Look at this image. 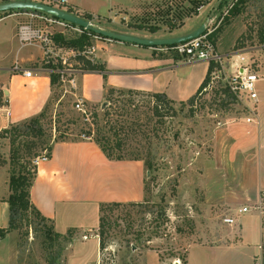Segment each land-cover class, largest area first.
I'll list each match as a JSON object with an SVG mask.
<instances>
[{"label": "rangeland", "instance_id": "obj_1", "mask_svg": "<svg viewBox=\"0 0 264 264\" xmlns=\"http://www.w3.org/2000/svg\"><path fill=\"white\" fill-rule=\"evenodd\" d=\"M241 4L244 12L238 14ZM54 5L61 7L56 3ZM62 8L66 9L64 6ZM233 8H236L237 14L217 38L218 49L221 52L234 51L238 43L243 45L241 48L249 50L259 47L249 52L253 70L260 69L262 72L264 0H140L139 10L130 13L127 20H120L119 23L157 26L160 27L159 35L168 36L204 23L214 10L212 21L216 22L218 17L226 16ZM0 15H5V12H0ZM92 22L105 28L96 19ZM37 23L50 34L53 51L50 55L54 65L61 66L59 69H76V56L90 49L92 52L87 54L93 61H99L98 43H116L89 32L91 46L78 52L56 43L54 36L78 37L85 32L78 30L80 27ZM133 30L149 32L140 28ZM64 60L67 62L64 63ZM230 61L228 72L232 73V64L238 59L232 57ZM80 75L66 72L65 82L61 81L55 87L51 107L43 120L46 135L42 141H53L62 132L69 139H83L81 134L98 127L104 134L111 135L110 127L115 126L123 141L125 154L140 155L146 167L152 165L151 170L146 168V198L137 204L105 208L101 212L106 222L102 236L100 213L96 211L89 214L75 212L68 216L67 223L74 227L66 229L58 219L56 224L53 223L54 230L67 234L72 241L60 239L52 244L44 239L45 227L37 224L36 217L31 225L24 220L20 228L0 240V264H50L51 254L58 252L60 256L54 264H184L192 244L217 241L221 238V231L228 229H235L234 234L251 242L259 251L263 237L259 214L255 211L239 214L238 208L226 204L225 194L222 192L224 195H219L216 189L217 181L223 184L227 173L225 165L218 160L220 154L215 142L218 122L245 113L242 103L218 108L220 100H215L214 89L221 83L219 77L212 78L211 87L199 94L193 110L184 102H176L175 116L158 117L153 112L154 102L149 93L131 95L116 92L109 99L106 93L101 102L89 103L82 98ZM73 76L76 79L74 84L69 81ZM80 100L90 111L89 120L76 109V103ZM95 110L98 112L97 118ZM60 112L64 115L60 117L59 131H56V116ZM30 139L39 143L34 136ZM10 149V140L0 134V164L6 167L8 179ZM3 173L1 170L0 195H7L9 184H4ZM7 216L10 219V210ZM227 216L234 217L236 224L227 225L224 222ZM82 223L87 225L76 227ZM100 239L103 247L100 246ZM192 251L196 253L199 248ZM260 255L261 252L258 253Z\"/></svg>", "mask_w": 264, "mask_h": 264}, {"label": "crops", "instance_id": "obj_2", "mask_svg": "<svg viewBox=\"0 0 264 264\" xmlns=\"http://www.w3.org/2000/svg\"><path fill=\"white\" fill-rule=\"evenodd\" d=\"M43 2L49 3V0ZM139 4L140 0H67L65 8L93 15L105 29L142 38L181 36L202 24L168 36L159 35L160 29L155 33L140 32L134 31L136 28L130 27V23L120 24V20H127L130 13L139 10ZM27 22L38 24L41 20L33 19L29 12H13L0 17V132L37 116L54 97L50 77L54 69L49 67L54 65L52 55L46 53L41 43L24 45L20 41L19 28ZM49 48L52 51V47ZM97 49L99 62L108 68L107 80L98 71L80 75L82 98L94 104L103 100L108 87L166 93L175 102L187 101L196 94L209 69V63L188 64L183 57L161 52L157 47L116 41L98 43ZM245 54L252 58L249 52ZM16 62L30 69L32 75L13 72ZM255 72L259 75L256 97L246 102L243 116L219 121L215 134L219 163L227 169L226 181L216 183L217 193H224L226 204L236 206L238 211L243 206L257 203L264 189V71L257 69ZM250 117L254 120L248 121ZM1 170L6 184L9 181L7 169L0 164ZM146 170L142 160L109 159L92 139L58 141L52 156L37 167L31 200L54 224L60 219L65 229L74 227L69 226L66 219L75 212L89 214L96 211L100 213V221L104 204L145 200ZM7 196L0 195V227H6L10 222L7 216L9 204L3 200ZM259 218L263 233L259 251L251 242L234 234L235 229H228L221 231L217 241L192 244L188 249L187 264H193V261L195 264H264V217ZM232 224H236V220ZM84 225L87 224L76 227ZM193 248H199V251L193 253Z\"/></svg>", "mask_w": 264, "mask_h": 264}, {"label": "trees", "instance_id": "obj_3", "mask_svg": "<svg viewBox=\"0 0 264 264\" xmlns=\"http://www.w3.org/2000/svg\"><path fill=\"white\" fill-rule=\"evenodd\" d=\"M4 2L10 1V0H3ZM44 1V0H42ZM238 3H243L242 1H238ZM243 5H240V9L238 10V14L243 13L242 9ZM236 8H233L229 11V13L226 16L218 17L216 20V24L218 25L216 30L212 34V38L217 41V38L223 31V28L231 21L233 16H236L235 14ZM67 11L73 14H76L78 16H81L85 19H88L90 21L94 20L93 15L87 14V13H78L75 12L71 8H67ZM13 12H36V13H44L41 11H34V10H12L5 12V15L13 13ZM46 14V13H44ZM4 15H0L2 17ZM219 23V24H218ZM130 27L134 28H140V29H147L150 32H157L160 27L157 26H146L144 24H129ZM85 32L78 36V37H66L65 35L59 34L55 35L54 39L55 42L58 44H61L65 48H74V50L80 52L84 50L87 47H90L91 37H89L88 33L90 31L84 30ZM93 33V32H92ZM94 34V33H93ZM264 40V38H263ZM241 46H243L241 43H238L235 46V49H240ZM76 60L78 62V65L76 68H80L83 70H86L88 72H94L98 71L100 73H103V77L105 80H107V65L105 63L99 62V61H93L91 58L86 57L85 55H77ZM50 68L58 69V67L61 68L59 65H49ZM215 64H210L208 73L206 75V78L204 79L203 83L201 84L200 88L194 94L192 97H190L187 101H182L181 103H186L192 108H194L195 100L199 96L201 92H203L204 88L208 85V83L211 80L212 72L216 69ZM51 77V83L52 88L55 89L56 86L60 85L61 83V73L52 71L50 73ZM116 92L122 93V94H135V93H141V91L133 90V89H117L108 87L107 88V99L112 97ZM215 92V100H220L219 104L222 108H227L229 104L232 102H235L234 98L235 96L230 91L229 87L221 81V83L218 84L217 87L214 89ZM151 97L153 98V112L158 117H164V116H175L174 115V104L176 103L174 100L169 98L166 93H149ZM52 99L47 104V106L44 108V110L38 114L37 116H34L28 120H25L21 123L12 124L10 127L3 129L1 131V135L4 138H8L10 140V158L7 160V163L9 164V194L7 197H4L3 200L8 202L9 209H10V223L7 227H0V240L4 239L8 233L20 228L22 225V221H27V223L30 225L32 224L35 217L38 219L39 225H43L45 227V240L48 239L50 241V244L53 243V241H58L60 239H65L72 241L71 238L69 239V236L67 234L63 235L60 233H57L54 230L53 221L45 217L33 204L31 200V188L36 180L37 177V166L33 165L32 161L37 156L41 155L42 153L46 152V154L51 157L52 152L54 149V144L58 141H67L70 140L67 137V134L62 132L60 135L56 136V138L51 141L45 139L42 141L46 135L45 129L43 126V120L47 117L48 111L52 104ZM106 111V110H105ZM173 112V113H171ZM64 115L63 112H60L56 116V131H59L58 123L60 122V117ZM98 112L95 110V117L97 118ZM103 128V127H102ZM111 135H106L102 132V129L98 127V129L93 130L89 129L85 131L84 133L87 136H90L92 140H94L102 149V151L106 154V156L111 160H141L140 155H134L129 156L125 154L124 152V144L123 141L119 135V130L115 126L110 127ZM82 135V134H81ZM80 135V136H81ZM32 136L34 138L39 139V143L36 141H33L30 139ZM112 136V137H111ZM75 140H80V138H76ZM148 170L152 169V165L148 164L146 167ZM131 204H137V203H131ZM122 203H109L104 204L101 207V212L104 211L107 207L112 206H121ZM106 222L104 221V217L101 216L100 218V235L102 236L105 232ZM68 238V239H66ZM100 246L103 247V241L100 239ZM50 264H54L59 256L60 252L56 254H51ZM184 264H187V261H185Z\"/></svg>", "mask_w": 264, "mask_h": 264}, {"label": "built area", "instance_id": "obj_4", "mask_svg": "<svg viewBox=\"0 0 264 264\" xmlns=\"http://www.w3.org/2000/svg\"><path fill=\"white\" fill-rule=\"evenodd\" d=\"M49 3L52 5H54V3L59 4L61 5V7L58 8L64 9L62 8V6L65 7V5L67 4V0H49ZM29 13L31 14L33 19L41 20V22L46 24L50 23L51 25H53V23H56L63 26H69V24H71L69 22L50 16L48 14L36 13V12H29ZM71 25L72 27L76 26L73 24ZM217 26L218 25L216 24V22H214V20L213 21L210 20L207 26V30L203 35L194 38L192 40H189L187 42H183L175 45L158 46L157 49L164 53L179 55L183 57L185 62L188 64H194L200 62H206L209 63V65L211 63L215 64L217 68L212 72L211 80L206 86V88H204V90L206 91L211 87V84L213 83L212 78L219 77L221 81L229 87L230 91L235 96L234 98L235 102L232 103H242L245 106L246 102L249 99L256 97V85L259 80L258 73H256L255 70H253L252 68V64H253L252 58L246 57L245 53H248L250 50H255L259 47L251 48L250 50L249 48H241L234 51L223 53L218 49L217 42L211 37L213 32L216 30ZM78 30L84 31L85 29L80 27ZM18 34L22 44L25 45V44L41 43L43 47L46 49L47 54L52 53V51L49 48L51 43L50 34L42 26L35 24L34 22H27L20 26ZM87 52L91 53L92 51L90 49L84 51L83 53H79L78 55L82 54L88 58H91L87 54ZM232 57H236L238 61L232 64L234 70L232 73H229L228 67L230 66L229 62H231L230 59ZM65 62L67 61L64 60V63ZM12 71L15 73L22 72L28 77L32 75V71L30 69L23 68L19 62H16L14 64ZM52 71L61 73V81L63 82H65L66 72H72L78 74L88 72L80 68H76V69L62 68V69H54ZM69 81L74 84L76 81L75 76H73ZM76 109L83 114L86 120H89L90 111L87 108L84 101L81 100L77 101ZM253 117L248 118V121H253L254 120ZM81 137L83 139H91V137L87 136L85 133H83ZM48 159L49 156L46 154V152H44L41 155L34 158L32 163L33 165L38 167L39 164H41L44 161H47ZM253 211L257 212L260 217H264V189L261 190L260 198L257 203L253 205L243 206L239 209L238 212L247 213ZM224 221L226 223L232 224L235 222V218L227 216L224 218Z\"/></svg>", "mask_w": 264, "mask_h": 264}, {"label": "water", "instance_id": "obj_5", "mask_svg": "<svg viewBox=\"0 0 264 264\" xmlns=\"http://www.w3.org/2000/svg\"><path fill=\"white\" fill-rule=\"evenodd\" d=\"M21 9L44 12L50 16L64 20L73 25H77L90 32H93L96 35H100L102 37L114 41L132 43V44L149 46V47L175 45V44L187 42L189 40H192L194 38L203 35L206 32L207 26L210 20H212L213 13L215 11L214 10L213 13L210 14L207 21L202 23L199 27H197L188 34L176 36V37H167V38H142L136 35L111 31L102 27H98L88 19H85L81 16L70 13L65 9L58 8L50 3L43 2L40 0H10L7 2L0 3V12H8L12 10H21ZM149 174L150 171H148V175Z\"/></svg>", "mask_w": 264, "mask_h": 264}]
</instances>
